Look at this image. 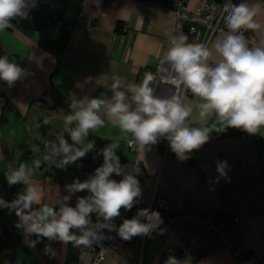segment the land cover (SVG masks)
Returning <instances> with one entry per match:
<instances>
[{"label":"crops","instance_id":"0c3cea01","mask_svg":"<svg viewBox=\"0 0 264 264\" xmlns=\"http://www.w3.org/2000/svg\"><path fill=\"white\" fill-rule=\"evenodd\" d=\"M167 1L84 0L67 48L58 58L40 46L35 31L12 24V28L0 32V56H7L25 70L11 87L0 80V198L11 202L23 191V184L9 186L5 172L9 164L18 167L26 163L33 167L32 179L42 193L41 204L54 205L71 195L68 204L75 207L77 197L90 193L70 194L65 186L75 180L82 182V165L87 167V179L94 175L103 164L100 150L117 140L120 148L116 154L124 171L132 174L136 159L144 167L145 178L139 181L141 196L129 219L147 208L155 192L169 202L173 222L169 226L161 223L147 236L121 238L104 264H165L169 257L180 264H264V128L256 134L232 127L212 131L207 143L181 160L170 146L165 154L151 145L138 153L129 151L126 144L132 135L123 134L101 110L104 126L85 138V143L95 142L93 150L63 169L43 161L45 142L56 141L57 134L63 133L73 143L63 132L72 100L110 98L105 77L119 76L126 83L138 84L146 70L163 58L173 23ZM199 2L189 0L188 6L193 9ZM240 2L261 6L255 18L261 27L244 33L245 38L259 43L264 40V0H234V4ZM150 87L154 88V81ZM153 94L168 98L172 90L160 86L153 89ZM182 100L193 109L191 127L216 123L213 116L204 125L199 124L197 97L191 94ZM36 160L41 161L39 167L33 165ZM218 162L227 163L225 175L218 172ZM122 178L111 176L117 182ZM185 210L199 216L212 213L214 217L211 222L195 219L186 216ZM141 221L147 222L144 218ZM18 222L14 211L0 207V264L68 261L72 243L47 238L40 241L35 234L17 228ZM218 224L220 229L215 227ZM166 248L177 251L165 257ZM253 254L260 259L255 260Z\"/></svg>","mask_w":264,"mask_h":264},{"label":"clouds","instance_id":"9594fccd","mask_svg":"<svg viewBox=\"0 0 264 264\" xmlns=\"http://www.w3.org/2000/svg\"><path fill=\"white\" fill-rule=\"evenodd\" d=\"M35 6V0H0V32L12 28L13 19L27 18ZM261 11L259 3L234 4L232 0H225L222 16L227 32L221 30L220 39L212 47L207 43H189L188 36L182 32L169 34V47L158 69L161 80L176 89L183 86L197 97L200 101L196 106L198 122L204 125L214 116L216 123L211 127L190 126L193 109L183 103L176 91L168 98L154 95L150 87L155 78L152 73H145L138 84L126 83L119 76L105 77L104 86L112 93L111 97L72 100L71 111L64 117L63 132L73 143L63 133L57 134L56 141L45 142L43 161L63 169L93 150L95 142L85 143V138L89 132L104 126L101 110L123 134L132 135L130 144L135 143L143 151L145 146L157 143L158 137H165L181 160L188 159L189 153L207 143L212 131L232 127L249 134L260 132L264 128V40L250 45L243 33L261 27L255 19ZM24 72L7 56H0V80L9 87ZM118 148L119 141L113 140L100 150L103 164L95 169L94 175L65 186L70 194L85 190L90 193L77 197L75 207L68 204L71 195L63 196L54 205L41 204L42 193L32 179L33 167L26 163L18 167L9 164L5 172L9 186L23 184L25 187L11 202L0 198V207L15 212L19 218L16 227L25 233L70 242L75 247L89 248L99 243L103 229L116 230L124 240L150 235L162 223L156 211L141 209L133 218L125 219L118 229L112 223L122 208L131 210L141 196L139 181L126 173L119 162ZM40 164V160L33 161L35 167ZM226 167V162H218L217 170L225 175ZM112 174L123 178L117 182L111 179ZM93 213L98 217L96 223L91 219ZM165 264L180 262L169 257Z\"/></svg>","mask_w":264,"mask_h":264},{"label":"built area","instance_id":"2783aa9c","mask_svg":"<svg viewBox=\"0 0 264 264\" xmlns=\"http://www.w3.org/2000/svg\"><path fill=\"white\" fill-rule=\"evenodd\" d=\"M232 2L234 3V0H232ZM188 3L189 0H168L165 3L173 18L171 34L182 32L190 39L196 40L199 43H207L210 45L217 35L222 34L221 30L227 32L222 16V5L225 3V0H200L198 5L193 9L189 8ZM245 32L246 31H244V33ZM247 40L249 41L250 45L255 42L251 39ZM160 61L161 60L146 70V73H152L155 77L153 80L154 88L160 86L169 87L172 90L171 95H173L176 91L182 99L185 96L191 95L192 93L184 89L183 86H180L178 89H176L174 85L161 80V73L158 71L160 67ZM130 140H133V137L127 141V149L131 152L138 153L140 148L135 143L130 144ZM151 146L159 148L165 154L170 146V142L165 137H158L157 143L152 144ZM87 173V167L82 165L79 173L82 182L87 180ZM132 175H134L138 181H141L145 178L144 167L138 159H136L134 164V172ZM146 209H148L150 212H158L160 219L165 226H169L173 222V218L171 216V206L169 202L165 198L158 196L155 192H153ZM120 212V216L116 217L112 221L117 229L125 219H129L131 216V210H125L122 208ZM185 215L192 216L195 219H203L208 222H211L213 219L212 213H209L206 216H199L192 215L189 211L185 210ZM91 219L93 223H96L98 217L95 213H93L91 214ZM235 223L239 226H242V223L238 220H236ZM215 227L216 229H220V224L216 225ZM101 231L103 233V239H101L99 243H94L89 248H85L83 246L77 247L75 264H104L108 252L116 249L121 239V237L118 235V232L116 230L109 231L108 229H103ZM176 251V248H166L163 252V255L168 257L172 254H175ZM235 254L238 255L239 252L235 251ZM252 257L257 261L260 259L255 254H253Z\"/></svg>","mask_w":264,"mask_h":264},{"label":"trees","instance_id":"16d2710c","mask_svg":"<svg viewBox=\"0 0 264 264\" xmlns=\"http://www.w3.org/2000/svg\"><path fill=\"white\" fill-rule=\"evenodd\" d=\"M36 6L27 18L17 17L11 21L17 27L35 31L40 46L57 58L67 48L75 24L82 13L84 0H35ZM4 117V112L2 114ZM214 217V215H213ZM40 241L43 237L38 238ZM77 247L71 246L65 264H75Z\"/></svg>","mask_w":264,"mask_h":264},{"label":"rangeland","instance_id":"374dc122","mask_svg":"<svg viewBox=\"0 0 264 264\" xmlns=\"http://www.w3.org/2000/svg\"><path fill=\"white\" fill-rule=\"evenodd\" d=\"M189 43H192V42H189Z\"/></svg>","mask_w":264,"mask_h":264}]
</instances>
